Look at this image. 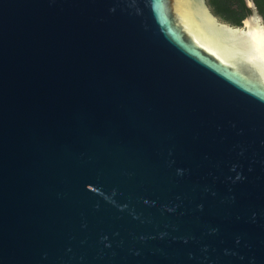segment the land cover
Instances as JSON below:
<instances>
[{"label":"water","instance_id":"1","mask_svg":"<svg viewBox=\"0 0 264 264\" xmlns=\"http://www.w3.org/2000/svg\"><path fill=\"white\" fill-rule=\"evenodd\" d=\"M245 3L0 0V264H264Z\"/></svg>","mask_w":264,"mask_h":264},{"label":"trees","instance_id":"2","mask_svg":"<svg viewBox=\"0 0 264 264\" xmlns=\"http://www.w3.org/2000/svg\"><path fill=\"white\" fill-rule=\"evenodd\" d=\"M246 0H206L212 12L220 19L233 26H241L249 15ZM260 14L264 17V0H254Z\"/></svg>","mask_w":264,"mask_h":264},{"label":"rangeland","instance_id":"3","mask_svg":"<svg viewBox=\"0 0 264 264\" xmlns=\"http://www.w3.org/2000/svg\"><path fill=\"white\" fill-rule=\"evenodd\" d=\"M212 11V10H211ZM213 13V12H212ZM214 14V13H213ZM216 16V15H215ZM218 17V16H217ZM218 20L221 22V23H223V24H227L225 21H223L222 19H220L219 17H218ZM237 27H242V25L241 26H237Z\"/></svg>","mask_w":264,"mask_h":264},{"label":"flooded vegetation","instance_id":"4","mask_svg":"<svg viewBox=\"0 0 264 264\" xmlns=\"http://www.w3.org/2000/svg\"><path fill=\"white\" fill-rule=\"evenodd\" d=\"M229 24V23H228ZM229 25H231V24H229ZM231 26H233V25H231Z\"/></svg>","mask_w":264,"mask_h":264}]
</instances>
